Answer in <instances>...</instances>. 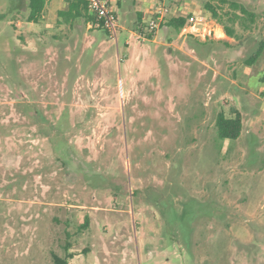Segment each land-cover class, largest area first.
<instances>
[{"label": "rangeland", "instance_id": "374dc122", "mask_svg": "<svg viewBox=\"0 0 264 264\" xmlns=\"http://www.w3.org/2000/svg\"><path fill=\"white\" fill-rule=\"evenodd\" d=\"M159 1L113 0L117 43L67 0L39 23L0 0V264H264V0H228L257 15L236 39L138 41ZM207 2L171 15L216 21Z\"/></svg>", "mask_w": 264, "mask_h": 264}, {"label": "trees", "instance_id": "16d2710c", "mask_svg": "<svg viewBox=\"0 0 264 264\" xmlns=\"http://www.w3.org/2000/svg\"><path fill=\"white\" fill-rule=\"evenodd\" d=\"M29 1V22L39 23L43 19V13L47 5V0H28ZM68 6L65 10L59 11V16L66 23H73L77 19L84 18L85 21L90 24L94 23L98 25L97 18L95 15H91L88 8V3L84 0H67ZM218 1L220 4L227 5L230 2L228 0H211L205 4V9L212 14L213 18L220 23L224 31L230 39H236L237 31L235 26L240 20L246 29H250L252 24L256 22L257 15L254 12L248 10L243 4L238 2L230 3L231 9L233 12H227V19L225 20L218 11L217 7L214 6L213 2ZM219 9H222L220 7ZM241 13V15L238 14ZM140 21L142 22V17L140 16ZM188 22V17L184 15H172L168 18L166 27L173 28L177 33H181L182 29L186 26ZM146 26V25H144ZM102 28L101 26H99ZM227 43V42H226ZM264 44L259 49L257 54L248 62V65L253 64L261 56L263 51ZM218 137L225 140H237L241 136L243 130V120L240 113L234 118H228L225 114H220L216 122ZM74 256L70 254L67 258H62L60 256L54 255V264H69V259H72Z\"/></svg>", "mask_w": 264, "mask_h": 264}, {"label": "built area", "instance_id": "2783aa9c", "mask_svg": "<svg viewBox=\"0 0 264 264\" xmlns=\"http://www.w3.org/2000/svg\"><path fill=\"white\" fill-rule=\"evenodd\" d=\"M88 3L90 12L95 15L98 26H101L108 37L117 42L123 27L120 25L118 13L113 5V0H84ZM170 0H160L154 5L151 4V20L147 26L141 28L137 34V40L142 42H154L157 32L166 25L171 17ZM188 22L182 29V36H193L194 38H218L224 35V29L204 13H190L187 15ZM166 27V26H165ZM218 31L221 35H218ZM136 36V35H135ZM130 42L127 40L126 44Z\"/></svg>", "mask_w": 264, "mask_h": 264}, {"label": "crops", "instance_id": "0c3cea01", "mask_svg": "<svg viewBox=\"0 0 264 264\" xmlns=\"http://www.w3.org/2000/svg\"><path fill=\"white\" fill-rule=\"evenodd\" d=\"M67 6H68V1H67L66 8H67ZM66 8H65V9H66ZM65 9H63V10H65ZM150 9H151V8H150V6H149V8H148V10H147V11H150V13H151V11H152V10H150ZM144 13H146V11H145ZM149 17H151V16H149ZM224 34H225V33H224ZM225 35H226V34H225Z\"/></svg>", "mask_w": 264, "mask_h": 264}]
</instances>
